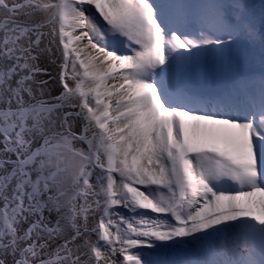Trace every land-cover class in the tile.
<instances>
[{"label": "snow or ice", "instance_id": "1", "mask_svg": "<svg viewBox=\"0 0 264 264\" xmlns=\"http://www.w3.org/2000/svg\"><path fill=\"white\" fill-rule=\"evenodd\" d=\"M0 264H264V0H0Z\"/></svg>", "mask_w": 264, "mask_h": 264}, {"label": "bare ground", "instance_id": "2", "mask_svg": "<svg viewBox=\"0 0 264 264\" xmlns=\"http://www.w3.org/2000/svg\"><path fill=\"white\" fill-rule=\"evenodd\" d=\"M179 1L184 2V3H191L193 0H179ZM209 2H211V0L201 1V3H209ZM256 2H258V0H256ZM222 57H229L231 59L236 60L239 63L238 70L241 72H245V73L246 72H258L260 70L259 50L258 48H252L248 46L234 48L233 50L228 51V52L205 54L197 58V60L193 62L192 64H196L197 61L199 60L200 61L202 60L208 63L212 60H215L217 58H222Z\"/></svg>", "mask_w": 264, "mask_h": 264}]
</instances>
